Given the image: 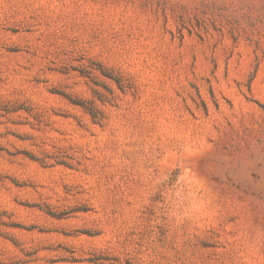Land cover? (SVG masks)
<instances>
[{
  "label": "rangeland",
  "instance_id": "rangeland-1",
  "mask_svg": "<svg viewBox=\"0 0 264 264\" xmlns=\"http://www.w3.org/2000/svg\"><path fill=\"white\" fill-rule=\"evenodd\" d=\"M0 264H264V0H0Z\"/></svg>",
  "mask_w": 264,
  "mask_h": 264
}]
</instances>
